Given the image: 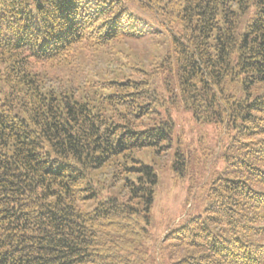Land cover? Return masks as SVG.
<instances>
[{"label": "trees", "instance_id": "trees-1", "mask_svg": "<svg viewBox=\"0 0 264 264\" xmlns=\"http://www.w3.org/2000/svg\"><path fill=\"white\" fill-rule=\"evenodd\" d=\"M0 264H264V0H0Z\"/></svg>", "mask_w": 264, "mask_h": 264}, {"label": "rangeland", "instance_id": "rangeland-1", "mask_svg": "<svg viewBox=\"0 0 264 264\" xmlns=\"http://www.w3.org/2000/svg\"><path fill=\"white\" fill-rule=\"evenodd\" d=\"M177 124L179 129L184 130L182 138L185 141H190L192 145L198 146L195 140L198 133L203 134L204 142H215L217 133L209 124L198 126L189 119L187 112H179L177 115ZM176 140V133L173 134ZM141 161L154 164L157 166L156 161L150 156L148 152H140L137 154ZM170 158L164 159L157 166L159 181L156 187L155 199L152 206L153 222L151 225L152 231L158 238L161 237L164 231L176 224L188 213H197L203 206V203L198 197L203 192L201 186L195 188L193 193L189 192L186 179L174 180L172 171L170 170ZM212 170L224 171L227 174L228 169L222 161H217L211 167Z\"/></svg>", "mask_w": 264, "mask_h": 264}]
</instances>
